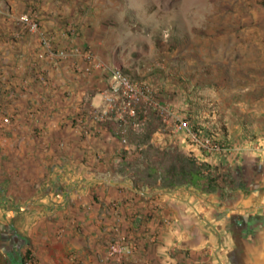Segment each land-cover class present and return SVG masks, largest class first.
Listing matches in <instances>:
<instances>
[{
  "label": "crops",
  "instance_id": "1",
  "mask_svg": "<svg viewBox=\"0 0 264 264\" xmlns=\"http://www.w3.org/2000/svg\"><path fill=\"white\" fill-rule=\"evenodd\" d=\"M76 5L0 0V105L13 120L0 132V208L15 237L4 264L26 255L31 264H118L109 246L119 238L132 250L123 264H264V45L236 85L177 93L144 79L105 14L94 20ZM24 13L57 48L91 50L154 87L127 144L115 113L92 118L106 108L110 75L87 72L91 60L40 59L38 36L18 22ZM163 109L224 149H201ZM221 173L231 183L209 190L206 178Z\"/></svg>",
  "mask_w": 264,
  "mask_h": 264
},
{
  "label": "rangeland",
  "instance_id": "2",
  "mask_svg": "<svg viewBox=\"0 0 264 264\" xmlns=\"http://www.w3.org/2000/svg\"><path fill=\"white\" fill-rule=\"evenodd\" d=\"M73 1L79 13L91 9L94 20L105 14L129 61L144 65V79H164L177 93L236 85L238 73L258 61L255 46L264 45V0ZM5 212L0 208V264L15 239Z\"/></svg>",
  "mask_w": 264,
  "mask_h": 264
},
{
  "label": "built area",
  "instance_id": "3",
  "mask_svg": "<svg viewBox=\"0 0 264 264\" xmlns=\"http://www.w3.org/2000/svg\"><path fill=\"white\" fill-rule=\"evenodd\" d=\"M18 22L30 34L38 36L42 46V51L39 53L40 59L53 61L56 59L82 58L84 60H91L92 64L86 69L87 72L101 70L110 75L111 81L103 93L106 108L101 112L94 113L92 118L97 122H107L111 115L115 113L119 122L122 142L127 144L128 125L138 117L139 107L143 104H155L154 87L132 79L117 66L105 64L91 50H83L78 47L73 49L57 48L53 43L52 37H49L43 31L40 22L32 14H21L18 17ZM162 111L164 121H169L172 118L176 119V131L187 134L191 141L201 149L212 152H220L224 149L213 138L203 136L200 132L196 131L186 120L174 117L172 112L166 109ZM12 125V116L8 115L0 105V132H5ZM131 251V248L125 244V241L119 238L110 244L109 257L115 259L118 264H123V257L130 254Z\"/></svg>",
  "mask_w": 264,
  "mask_h": 264
},
{
  "label": "trees",
  "instance_id": "4",
  "mask_svg": "<svg viewBox=\"0 0 264 264\" xmlns=\"http://www.w3.org/2000/svg\"><path fill=\"white\" fill-rule=\"evenodd\" d=\"M198 172L199 171H197L195 181L192 180V182L200 183V181H202V177L199 175ZM206 179H207V182H208L209 190L215 191L217 189L219 180H221L222 178H221L220 174H218L215 177H207ZM28 260H29L28 255H26L25 257L20 259V264H27Z\"/></svg>",
  "mask_w": 264,
  "mask_h": 264
}]
</instances>
